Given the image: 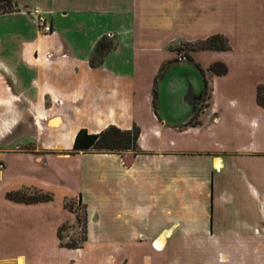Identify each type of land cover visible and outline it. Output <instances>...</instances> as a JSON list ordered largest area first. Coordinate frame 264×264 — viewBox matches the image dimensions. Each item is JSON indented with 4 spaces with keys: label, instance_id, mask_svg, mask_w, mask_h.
<instances>
[{
    "label": "crops",
    "instance_id": "1",
    "mask_svg": "<svg viewBox=\"0 0 264 264\" xmlns=\"http://www.w3.org/2000/svg\"><path fill=\"white\" fill-rule=\"evenodd\" d=\"M13 1L53 32L27 43L32 84L14 89L0 62V264H264V0ZM215 34L230 48L180 59ZM110 125L138 126L142 152H72L81 128ZM79 198L87 238L69 248Z\"/></svg>",
    "mask_w": 264,
    "mask_h": 264
},
{
    "label": "trees",
    "instance_id": "2",
    "mask_svg": "<svg viewBox=\"0 0 264 264\" xmlns=\"http://www.w3.org/2000/svg\"><path fill=\"white\" fill-rule=\"evenodd\" d=\"M17 10L16 4L13 0H0V14L15 12ZM185 48L178 47L179 53H182L185 57L190 58L188 52L195 50H227L230 48L228 39L221 35L215 34L208 37L205 40H200L194 43H186ZM113 47V44L109 42L106 38L101 39L94 51L91 58V63L95 64L99 62L104 54ZM166 67L161 68V72ZM209 71L214 74H224L227 72V66L224 63L216 62L209 67ZM201 72L202 69H201ZM205 97L208 95V86L205 79ZM156 98V91L154 92V101ZM257 100L259 104L264 106V85H259L257 90ZM196 115L190 119L185 125H195L197 124ZM140 134V129L138 126L134 125L131 129H121L115 125H110L104 130L98 133H90L87 129L81 128L75 136L73 143L72 152H94V153H117L123 154L125 152L131 151L135 155L140 154L142 150L138 145V138ZM3 168V162L0 160V170ZM6 197L10 200L16 202L24 203H36L49 201L52 199V195L48 193L41 192L39 190L27 191V190H14L6 193ZM78 202L83 204L84 213L83 217L79 215L77 209L74 207V203L70 200L66 202V207L76 214L77 223L83 226V237L81 239H70L69 241H64L62 230L68 228V226L63 225L58 232L59 238L61 240V245L69 248L81 247L83 242L87 238V211L86 206L79 198Z\"/></svg>",
    "mask_w": 264,
    "mask_h": 264
},
{
    "label": "rangeland",
    "instance_id": "3",
    "mask_svg": "<svg viewBox=\"0 0 264 264\" xmlns=\"http://www.w3.org/2000/svg\"><path fill=\"white\" fill-rule=\"evenodd\" d=\"M28 9L31 10L32 6L29 5ZM32 10L28 12L23 6L18 5L15 12L0 14V62L3 61L6 64L7 75L5 76H7L8 82L13 85L14 89L22 88V84H32L34 72L27 65V60L24 58L25 53L28 52L27 43L36 37H41V46L47 47L46 43L42 42V37L46 34L40 31L37 17ZM83 47V44L81 46L78 44L76 50L79 51ZM182 47L185 48L184 45ZM46 51L51 52L50 50ZM225 159L226 163L229 164L228 158L225 157ZM228 175H230V179H239L238 173L231 171ZM71 201L74 203L79 215L83 217V204H80L78 199ZM83 231V226L76 222L75 225L63 229L61 234L64 241H69L70 239H81Z\"/></svg>",
    "mask_w": 264,
    "mask_h": 264
},
{
    "label": "built area",
    "instance_id": "4",
    "mask_svg": "<svg viewBox=\"0 0 264 264\" xmlns=\"http://www.w3.org/2000/svg\"><path fill=\"white\" fill-rule=\"evenodd\" d=\"M32 12L37 17L38 27L41 32L43 33H52L53 32V26L51 22L48 20L47 16L38 8L35 7ZM185 58L183 54L180 55V59Z\"/></svg>",
    "mask_w": 264,
    "mask_h": 264
},
{
    "label": "bare ground",
    "instance_id": "5",
    "mask_svg": "<svg viewBox=\"0 0 264 264\" xmlns=\"http://www.w3.org/2000/svg\"><path fill=\"white\" fill-rule=\"evenodd\" d=\"M217 165L220 166L221 165L220 162H218ZM19 262H20V264H22V261L21 260Z\"/></svg>",
    "mask_w": 264,
    "mask_h": 264
}]
</instances>
